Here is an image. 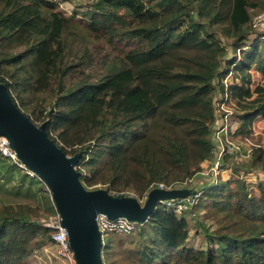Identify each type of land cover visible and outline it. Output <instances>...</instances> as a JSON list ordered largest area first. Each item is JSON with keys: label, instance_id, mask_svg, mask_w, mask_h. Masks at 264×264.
Returning a JSON list of instances; mask_svg holds the SVG:
<instances>
[{"label": "trees", "instance_id": "obj_1", "mask_svg": "<svg viewBox=\"0 0 264 264\" xmlns=\"http://www.w3.org/2000/svg\"><path fill=\"white\" fill-rule=\"evenodd\" d=\"M0 3V47H10L6 59H0L6 63L8 76H1L0 81L8 85L19 106L14 90L22 98L24 92L44 91L52 80L60 79L61 92L55 98L57 111L48 119L47 130L66 153L59 139L72 144L87 141L88 152L91 141L102 138L98 157L101 162L112 155L123 166L126 159L123 154L133 147V154L135 151L141 162L148 163L151 143H157L185 167L186 177L199 171L202 163L208 164L213 149L209 155L211 140L205 139L210 133L208 122L214 119L212 94L217 92L214 82L225 48L215 31H206L204 22L195 19L193 8L206 17L212 28L220 21V7L231 3L223 33L235 42L245 43L252 22L249 7L255 6L254 3L98 0L86 24L74 22L62 11L53 12L58 5L51 0H0ZM89 34L106 41L115 56L104 57L109 60V67L96 81H90L84 74L74 85L66 87L64 79L72 72L75 61L90 55L84 40ZM185 48L201 49L203 54L192 64H177V54ZM255 61L258 70L264 73V56L257 55ZM36 109L37 105L33 110ZM42 114L41 110L38 117ZM255 115L264 116L263 102L243 113L244 124ZM161 120L192 126L195 142H207L208 152H202L190 165L187 149L176 139L170 145L160 142L165 127ZM152 122V135L146 137ZM52 129L59 131V139L53 136ZM239 131L246 133V125ZM68 133H74V138L69 140ZM81 135L86 137L82 139ZM230 155L226 152L223 159ZM149 171L153 174L151 181L161 180L154 187L164 184L173 188L163 177L164 169L159 171L152 166ZM12 177H17V182L9 181ZM0 179L4 180L0 189L8 190L7 186L12 184L19 192L30 191L32 184L44 183L37 174L31 176L23 171L1 150ZM81 180L91 189L93 183H87L90 179L81 175ZM224 185L226 189L211 186L213 204L221 211L215 229L204 227L206 239L213 240V245L190 246L189 221L183 213L189 208L178 212L161 204L145 223L137 224L134 233H115L120 235L125 256L132 264H264V180L251 183L230 178ZM39 192L46 212L55 215L52 195L42 187ZM203 196L204 193L196 206L205 200ZM33 212H37V207L28 204L9 203L0 207V264H24L37 249L55 243L53 230L30 216Z\"/></svg>", "mask_w": 264, "mask_h": 264}, {"label": "rangeland", "instance_id": "obj_2", "mask_svg": "<svg viewBox=\"0 0 264 264\" xmlns=\"http://www.w3.org/2000/svg\"><path fill=\"white\" fill-rule=\"evenodd\" d=\"M51 2L58 5V8L53 12L62 11L74 22L86 24L90 22L91 16L95 11V3L98 0H51ZM249 2L254 3L255 6L250 5L249 7L252 22L250 23V33H247L248 36L245 43L235 42L233 38L227 37L223 33L222 28H225L224 26L228 20L231 3H227V5L223 6V9L222 6L220 7L219 11H222L219 15L220 21L215 25L216 27L212 28L206 17L201 16L202 14L199 13L198 9L193 8L195 19L204 22L206 31L208 29L215 31V35L221 39L222 46L225 48L218 69L219 73L214 82L217 85V92L212 94L214 119L208 122L210 127L209 136L206 139L202 137L206 141L208 139L211 140L209 155L212 149L213 153L208 164L204 166L205 162L202 163L200 170L194 175L186 177L185 167L174 160L173 156L163 148L162 144L151 143L148 163L141 162L140 155L135 151L133 154L131 151L133 147L129 148L123 154L127 160L125 159L124 165L121 166L112 155L107 157L106 162L98 160L100 156L99 150L101 151L102 149L100 146L102 138L98 141L94 138L90 143V150L87 152V141L83 144L67 143V141L59 139V131L52 129L53 136L55 138L58 137V143L64 146L69 155H73L81 149L85 151L84 156L86 157L81 160L77 169L80 170L82 177L90 179V181L87 180L88 184L89 182L93 183L90 185L91 189L95 187L110 188L124 195L136 196L141 201H144L149 190L156 184L161 183V180L151 181L153 174L151 175L149 167L152 166H156L159 171L165 170L163 177L169 182L171 187L201 189L205 199L202 204L192 206L183 212L189 221L188 244L197 248H206L210 244H214L213 240L209 241L206 239L204 227L215 229L217 221L221 217V211L213 204L214 199L211 195L214 192V188L211 186L215 184V186L220 185L221 188L226 189L224 182L230 178L242 179L251 183L264 180V116H252L248 119L247 124H244L242 116L244 112L251 111L258 104L264 103V73L258 70L255 61L257 55L264 56V0H249ZM0 5L2 4L0 3ZM85 36L84 40L90 55L83 56V59L75 61L76 64L74 63L72 72L64 79L67 83L66 87L74 85L79 77H83L84 74L87 75L90 81H96L99 74L106 67H109V60L104 57L108 56L110 57L109 59H112L115 56L106 41L90 34ZM9 51L10 47H0V59H6L10 53ZM202 54L201 49H181L177 54V64H192ZM72 56L74 57V55ZM5 65L6 63L3 64L0 61V77L8 76ZM31 66L29 64V67ZM32 73L35 72L32 71ZM60 92L59 79L52 80L44 91L30 90L24 92L21 98L14 90V96L18 99L19 107L39 125L55 115L57 111L55 98ZM22 99H24V102ZM35 105H37V109L33 110ZM41 110L43 114L39 118L38 114ZM34 111L36 112L33 113ZM203 111L208 113L207 108H204ZM51 112L52 115L50 114ZM161 123L165 127L162 129L160 142L170 145L176 139L182 147L187 149L189 155L188 163L190 165L195 163L202 152L207 151L209 145L207 142H195L196 137L193 134L192 126L174 124L167 120H161ZM243 125H246V133L239 131ZM152 127L153 122L146 131V137L152 135ZM67 137L71 140V138H74V133H68ZM85 137L81 135L82 139ZM113 143H116V140H113ZM222 144L224 146H232L230 152L232 156H226L225 159L222 156V168L220 170L222 173L214 176L212 167L219 157L221 150L219 147ZM13 161L29 175H36L33 172H30V174L29 170L21 165L22 163L19 160ZM152 172L155 173L154 171ZM16 180H18L17 177H12V180L9 181L14 183L17 182ZM0 182L3 183L4 180L0 179ZM7 187L8 190L7 188L0 189V207L9 203L28 204L34 208L37 207V212L31 213L30 216L43 224L48 222L51 215L46 212L45 204L39 199L41 195L39 187L51 194L45 182H41V185L32 184L30 191L22 190L19 192L13 188L12 184ZM210 196V200L207 201ZM143 238L147 237L144 235ZM103 259L104 264H132L122 250L120 235L115 233L105 234ZM24 264L65 263L58 255L56 244L48 243L42 249H37Z\"/></svg>", "mask_w": 264, "mask_h": 264}, {"label": "water", "instance_id": "obj_3", "mask_svg": "<svg viewBox=\"0 0 264 264\" xmlns=\"http://www.w3.org/2000/svg\"><path fill=\"white\" fill-rule=\"evenodd\" d=\"M45 120L39 125L12 98L0 81V135L6 136L17 159L47 185L62 224L68 229L77 264H104V240L96 221L98 213L125 216L140 224L154 214L162 201L195 194L191 187H153L141 201L133 195H116L107 188L88 189L77 169L85 151L67 154L48 134Z\"/></svg>", "mask_w": 264, "mask_h": 264}, {"label": "built area", "instance_id": "obj_4", "mask_svg": "<svg viewBox=\"0 0 264 264\" xmlns=\"http://www.w3.org/2000/svg\"><path fill=\"white\" fill-rule=\"evenodd\" d=\"M219 148L221 149L219 152V157L215 165L212 167V170L214 171V176L222 173L220 170L222 168L221 158L223 154H225L226 152H231L232 150V146H224L223 144L220 145ZM0 150L5 156H10L13 160H18L14 151L9 146V140L6 136L0 135ZM25 168L29 170L28 171L29 173L33 172L27 167ZM158 187L170 188L164 186V184H159ZM202 192L203 191L201 189H196L195 194L191 196H186L173 200H165L162 201L159 205L165 204L170 208H174L178 212H182L185 209L194 206L199 201ZM96 221L102 233L103 240L105 238L106 233L132 234L136 230L138 224V222L130 220L125 216H118L116 218H111L107 214L101 212L97 214ZM44 225L53 230V239L58 248V255L61 258V260L65 264H77L74 251L70 246L68 229L65 225L62 224L61 216L58 210L55 215L50 216V219L48 220V222H45Z\"/></svg>", "mask_w": 264, "mask_h": 264}]
</instances>
